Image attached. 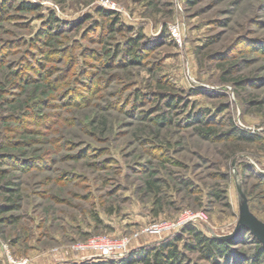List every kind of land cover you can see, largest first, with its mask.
<instances>
[{"label":"rangeland","instance_id":"obj_1","mask_svg":"<svg viewBox=\"0 0 264 264\" xmlns=\"http://www.w3.org/2000/svg\"><path fill=\"white\" fill-rule=\"evenodd\" d=\"M6 1L0 155L10 157L0 156V203L16 207L0 214V264L120 260L180 234L185 212L231 247L206 259L180 241L184 264H254L250 222H264V0ZM50 14L61 24L35 47ZM138 32L140 63L109 59ZM165 92L180 108L158 127L148 117L167 108L157 100ZM205 110L210 140L194 120ZM109 242L124 247L103 255Z\"/></svg>","mask_w":264,"mask_h":264},{"label":"trees","instance_id":"obj_2","mask_svg":"<svg viewBox=\"0 0 264 264\" xmlns=\"http://www.w3.org/2000/svg\"><path fill=\"white\" fill-rule=\"evenodd\" d=\"M189 2L193 3L192 0H189ZM8 7H10V5L7 4L6 0L0 1V19L3 18V16L7 13ZM20 8L27 11H35L38 9L36 5L23 2L20 4ZM99 14L102 16L108 15L107 12L103 11H99ZM59 22L60 21L54 18L52 14L48 15V18L45 21L46 28H41L37 31V33L32 38L33 45H37V42H44L43 37L53 35L51 34V29L53 28L54 23H58V25H60L61 23ZM114 29L115 28H113V23L110 24L109 31H112ZM141 36V33L138 32L135 37L128 38L124 42L123 48L118 49V47L116 46L112 54H110V51L108 50L109 59L114 61L116 56L119 53H122L124 59H128V57H130L126 62V65L140 63L142 59L141 47L143 46V44L140 42ZM108 51H106V53ZM234 67L235 66H233L231 69H234ZM228 72H230V69L228 70ZM245 83L246 80L236 81V84L239 86H243ZM162 99H164V104L165 106H167V108L151 118L148 117V121L153 122L158 127H163L165 125H171L172 123H174L173 115H178V111L180 108L179 105L181 102L180 97L170 92H165L162 96L161 94H158V102H160ZM157 109H159V106H157ZM173 112L175 114H173ZM208 114L209 111L205 110L198 117H194V120L204 125L201 129H199V132L204 139L210 140L215 137V131L212 127L207 126L208 122H205L204 120L206 119L205 115ZM188 117H190V115H188ZM145 118L147 119V116ZM234 132L238 135L239 138L245 137L246 139H252L250 137L243 136L237 130H234ZM5 146L6 145L0 144V148H3ZM0 156H2L3 158L10 157V155L6 154H1ZM0 175L2 176V172H0ZM15 207L16 204L14 202H12L11 204L0 203V214L11 211L15 209ZM184 235L186 236L187 240L183 238ZM180 241H183L182 246L185 250L200 251L203 257L206 259L227 257V254L229 253L231 247V240L207 236L201 230L197 229L193 225L188 224L182 229L180 234H177L170 239L158 242L151 246H145L138 250L137 253L134 254L133 252V254H130L120 260L105 259L99 261L83 262L81 264H184L183 261L185 260V254L179 248ZM253 243L255 244L254 264H258L261 259L264 260V244L261 240H258L256 238L253 239Z\"/></svg>","mask_w":264,"mask_h":264},{"label":"built area","instance_id":"obj_3","mask_svg":"<svg viewBox=\"0 0 264 264\" xmlns=\"http://www.w3.org/2000/svg\"><path fill=\"white\" fill-rule=\"evenodd\" d=\"M172 35L176 37V30L175 29L172 30ZM196 217L197 216L195 214H191V213L185 212V214L181 217V220L178 221L176 227L181 225L182 223H188L189 224V222L190 223L193 222ZM170 225L172 227L175 226V224H173V223L170 224ZM170 225H166V226L170 227ZM117 247H120V248L124 247V243L120 244V243H117V242L116 243L109 242V244H106L105 246H103L102 254L103 255H109V256L117 255L122 250V248L120 249V248H117ZM118 249H120V250H118Z\"/></svg>","mask_w":264,"mask_h":264},{"label":"water","instance_id":"obj_4","mask_svg":"<svg viewBox=\"0 0 264 264\" xmlns=\"http://www.w3.org/2000/svg\"><path fill=\"white\" fill-rule=\"evenodd\" d=\"M250 224L256 227L257 232L259 234V239L264 244V222L254 220L251 221Z\"/></svg>","mask_w":264,"mask_h":264}]
</instances>
